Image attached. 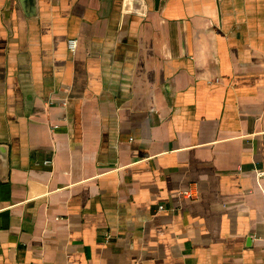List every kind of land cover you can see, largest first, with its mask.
<instances>
[{
  "label": "crops",
  "instance_id": "0c3cea01",
  "mask_svg": "<svg viewBox=\"0 0 264 264\" xmlns=\"http://www.w3.org/2000/svg\"><path fill=\"white\" fill-rule=\"evenodd\" d=\"M0 144V264H264V0H0Z\"/></svg>",
  "mask_w": 264,
  "mask_h": 264
},
{
  "label": "water",
  "instance_id": "95a60500",
  "mask_svg": "<svg viewBox=\"0 0 264 264\" xmlns=\"http://www.w3.org/2000/svg\"><path fill=\"white\" fill-rule=\"evenodd\" d=\"M8 171V149L6 145L0 144V179L6 177Z\"/></svg>",
  "mask_w": 264,
  "mask_h": 264
},
{
  "label": "built area",
  "instance_id": "2783aa9c",
  "mask_svg": "<svg viewBox=\"0 0 264 264\" xmlns=\"http://www.w3.org/2000/svg\"><path fill=\"white\" fill-rule=\"evenodd\" d=\"M76 46H77V40L76 39L71 38L67 41V47H68L70 52H74L76 49ZM262 173H264V172H259V171L257 172L258 176L262 175ZM181 194H182V196H187V197L189 196L190 197V194L187 190H183L181 192ZM158 209H162V207L159 206Z\"/></svg>",
  "mask_w": 264,
  "mask_h": 264
}]
</instances>
